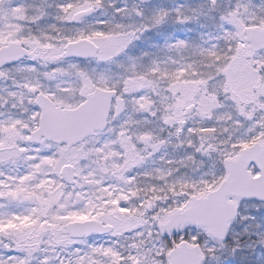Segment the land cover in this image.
I'll list each match as a JSON object with an SVG mask.
<instances>
[{"label":"snow or ice","instance_id":"1","mask_svg":"<svg viewBox=\"0 0 264 264\" xmlns=\"http://www.w3.org/2000/svg\"><path fill=\"white\" fill-rule=\"evenodd\" d=\"M0 264H264V0H0Z\"/></svg>","mask_w":264,"mask_h":264}]
</instances>
